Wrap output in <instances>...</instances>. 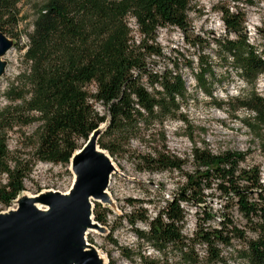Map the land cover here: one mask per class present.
Listing matches in <instances>:
<instances>
[{
	"label": "trees",
	"instance_id": "1",
	"mask_svg": "<svg viewBox=\"0 0 264 264\" xmlns=\"http://www.w3.org/2000/svg\"><path fill=\"white\" fill-rule=\"evenodd\" d=\"M19 2L0 0V31L11 38H14L11 30L20 20ZM190 8L191 0H48L42 6L30 34L31 44L25 52L31 64L21 74V80L9 86L6 98L11 103L0 110V176L5 174V181L0 177V206L8 208L13 204L26 189L24 180L32 171L27 161L11 157L8 134L16 124L40 120L36 159L69 164L81 147L80 140H88L107 120L108 111L111 122L99 144L111 155L128 151L129 140L138 132L139 119H144L149 126L154 120L163 124L166 118L178 115V98L188 95L186 82L178 71V58L173 64L176 70L158 73L147 69V57L164 54V48L157 42L159 27L180 28L187 33L186 42L190 46L206 42L192 34ZM219 9L226 35L214 38L216 55L223 65L231 57L239 75L253 85L246 97L234 99L239 101V106L254 113L253 118H244V121L259 134L260 124H264V96L254 85L258 76L264 74V49L260 53L248 41L243 11L233 12L230 7ZM132 18L138 25L140 39L133 34ZM260 33L264 42V29ZM198 58L197 83L212 96L206 77L214 73L210 56L204 53ZM187 65L194 69L192 60ZM144 75L152 91L142 83ZM93 84L95 91L90 89ZM97 104L104 106L107 113H101ZM157 132L149 136L161 145L138 154L142 163L139 169L182 170L188 159L168 150L164 128ZM189 136L194 138L192 126H189ZM191 154L195 170L187 174L186 184L150 221L149 231L138 228L135 231L161 251L172 245L186 264H199L197 244L206 246L209 263L224 261L219 245H232L234 238L246 237L245 231L231 218L225 217L219 227L206 226L203 221L213 217L210 212L199 221L192 236L182 230L187 213L181 202H206L205 190L212 189L218 181L216 189L231 201L236 199L239 212L258 233L257 238L246 240V247L240 250L242 256L247 264H264V181L260 169H240L239 164L245 159L241 151L214 153L206 145L195 144ZM241 179L248 184L241 185ZM254 191L258 192L256 198ZM100 206L95 204L94 217L101 224H107L111 210ZM126 216L132 225L148 220L143 209ZM109 264L117 263L110 259ZM147 264L156 262L147 261Z\"/></svg>",
	"mask_w": 264,
	"mask_h": 264
},
{
	"label": "rangeland",
	"instance_id": "2",
	"mask_svg": "<svg viewBox=\"0 0 264 264\" xmlns=\"http://www.w3.org/2000/svg\"><path fill=\"white\" fill-rule=\"evenodd\" d=\"M48 0H20L19 23L11 30L14 36V46L4 56L7 67L0 79V110L11 102L6 98V91L12 83L21 80V74L29 68L31 62L25 58V52L31 44L30 34L34 29V22L39 10ZM221 7H230L233 12L243 11L246 15V34L248 41L254 45L258 52L264 49L263 37L260 29H264V0H191V8L188 11L192 34L206 39L204 43L190 46L186 42L187 33L178 27H159L157 42L164 48L162 56L152 55L147 57L148 70L162 73L167 69L176 70L174 62L178 58L179 69L188 88L186 98H178L179 110L176 117H168L160 124L154 120L146 126L144 119H139L137 134L129 140L126 153L119 152L110 155L116 171L112 173L108 186V201H93V206L100 203V207L107 206L111 212L107 214V224H101V228L92 227L87 232V240L99 250L101 264H106L113 259L117 264H147V261H155L156 264H186L180 258V253L172 245L161 251L145 238H141L136 228L149 231L150 221L157 217L158 212L167 205L168 201L181 190L187 182V174L193 173L195 163L192 159V148L207 146L214 153L225 150L241 151L245 153V159L239 164L240 169H260L262 181H264V124H260L261 130L257 134L248 126L244 118H253L254 113L239 106V101L234 98L246 97L253 85L239 75L233 59L224 65L216 55L214 38H222L226 35L222 21ZM132 20V19H131ZM131 22V21H130ZM136 39H140L138 32H133ZM191 34V33H190ZM234 37V36H233ZM210 56L212 74L206 75L210 82L209 88L213 94L210 96L201 88L196 80L199 72L198 57L200 54ZM193 61L194 69L187 63ZM142 83L152 91L147 75L143 76ZM254 88L264 96V74H260ZM90 89L95 91L93 84ZM220 102L224 104L219 105ZM97 109L105 114L107 109L96 105ZM38 117V113H35ZM185 116V118H183ZM253 122V121H252ZM42 122L38 119L28 123L16 124L8 134V146L11 157L27 161L32 167L31 173L25 178V193L36 195L43 190L69 191L75 180V172L71 164H55L48 161L37 160L35 149L41 133ZM189 126H192L194 138L189 136ZM165 129L167 148L171 153L188 161L182 170L156 171L140 170L142 165L138 154L145 153L160 147L156 140L150 138L151 133H158ZM81 147L85 140H80ZM80 147V148H81ZM103 149V148H102ZM5 181V174L0 176ZM218 181L212 189L205 190L206 202L195 201L181 202L187 216L183 224V233L192 236L198 227L199 221L207 218V213L213 217L203 221L206 226L219 227L221 222L231 218L233 222L245 231V238H234L232 245L220 244L224 261L209 263L206 258V246L197 244L196 251L200 256L199 264H247L242 252L246 247V240L257 238L258 233L251 229L246 219L238 210L236 199L223 196L216 189ZM241 185L248 182L240 180ZM24 193V194H25ZM254 198L258 192H253ZM235 197V196H233ZM130 200H133L130 201ZM0 206V211L8 210ZM10 207H16L13 203ZM145 210L147 221H137L132 225L127 216L136 211ZM108 259V260H107Z\"/></svg>",
	"mask_w": 264,
	"mask_h": 264
},
{
	"label": "water",
	"instance_id": "3",
	"mask_svg": "<svg viewBox=\"0 0 264 264\" xmlns=\"http://www.w3.org/2000/svg\"><path fill=\"white\" fill-rule=\"evenodd\" d=\"M13 46V39L0 31V79L7 67L4 56ZM110 114L108 111L107 120L74 152L70 164L76 175L69 195L60 191L44 194L46 190H43L38 200L48 206L49 210L45 211L36 207L32 199L23 198V191L13 202L16 207L0 211V264H101L100 251L87 240V227L101 228L94 217L93 200L108 201L109 192L107 195L106 191L111 175L116 171L110 155L99 144L101 135L111 122ZM25 223L32 227L30 236L25 235ZM13 237H18L16 243L27 242V255L19 253L25 247L17 244V250L13 255L11 253L10 259L7 258L6 253L9 250L13 252L10 245ZM55 247H60L62 253L37 258L44 249Z\"/></svg>",
	"mask_w": 264,
	"mask_h": 264
},
{
	"label": "bare ground",
	"instance_id": "4",
	"mask_svg": "<svg viewBox=\"0 0 264 264\" xmlns=\"http://www.w3.org/2000/svg\"><path fill=\"white\" fill-rule=\"evenodd\" d=\"M99 152L100 153H103V154H105L102 150H99ZM106 155V154H105ZM70 191H71V189L69 190V191H67V192H62L63 194H65V195H69L70 194ZM53 192H58V191H55V190H46V191H44L43 193L44 194H46V193H53ZM61 192V191H60ZM106 193H107V191H106ZM39 195L40 194H36V195H30V194H28V193H25V194H23V198H29V199H32L33 201H34V203H35V205H36V207H38V208H40V209H43V210H45V211H48L49 210V208H48V206L47 205H43L39 200H38V198H39ZM94 201V200H93ZM29 222V221H28ZM26 224V223H25ZM30 224V223H29ZM29 224H26L23 228L25 229V235L26 236H30V235H32L31 234V231H32V227H31V225H29ZM87 230L89 231H91V230H93V228H92V225L91 226H89V227H87ZM24 231V230H23ZM89 231V232H90ZM17 233V232H16ZM15 233V234H16ZM68 233V232H67ZM19 234V233H18ZM25 237V236H24ZM17 238L18 237H13V240H12V243H10V245L12 246V249H13V252L11 251V250H9L8 251V253H6L7 255L6 256H8L7 258L8 259H10V256H12L13 255V253L17 250V247L15 246V245H17V244H19V243H16V242H18L17 241ZM25 240H26V237H25ZM22 244V246H24L25 248L23 249V250H21L22 251V253H21V251L19 252L20 254H22V255H27L26 254V248H27V242H23L22 241V243H20L19 245H21ZM89 247H91V245H89ZM60 253L61 252V248L60 247H55L54 249H52V250H48L47 248L46 249H44V251H42V253H39V255L37 256V258L39 259V258H48V257H50V256H52V255H55V254H57V253ZM11 253H12V255H11ZM62 253V252H61ZM24 255V256H25ZM29 256V255H28ZM22 257V256H21ZM60 257H64V255L63 254H60ZM14 259V258H13ZM29 259V258H28ZM27 259V260H28ZM27 260H26V262H27ZM44 261V260H43Z\"/></svg>",
	"mask_w": 264,
	"mask_h": 264
},
{
	"label": "built area",
	"instance_id": "5",
	"mask_svg": "<svg viewBox=\"0 0 264 264\" xmlns=\"http://www.w3.org/2000/svg\"><path fill=\"white\" fill-rule=\"evenodd\" d=\"M131 26L134 28L133 32H138V34H140L139 31H138V28H137L138 25H137V23H136L134 18H132V20H131Z\"/></svg>",
	"mask_w": 264,
	"mask_h": 264
}]
</instances>
